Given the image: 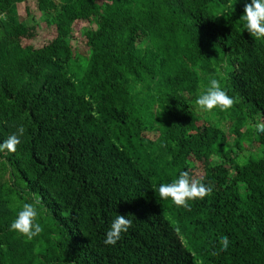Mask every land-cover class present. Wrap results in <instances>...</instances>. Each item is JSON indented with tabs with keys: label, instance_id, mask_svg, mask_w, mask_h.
I'll use <instances>...</instances> for the list:
<instances>
[{
	"label": "trees",
	"instance_id": "16d2710c",
	"mask_svg": "<svg viewBox=\"0 0 264 264\" xmlns=\"http://www.w3.org/2000/svg\"><path fill=\"white\" fill-rule=\"evenodd\" d=\"M29 1L0 0V141L25 129L0 152V264H264V133L250 126L264 122V39L243 29V0H36L54 32L41 46L18 19ZM209 77L236 103L201 120ZM243 142L258 148L244 160ZM180 171L211 194L160 199ZM16 201H38L31 240L9 230ZM117 214L132 224L105 245Z\"/></svg>",
	"mask_w": 264,
	"mask_h": 264
},
{
	"label": "clouds",
	"instance_id": "9594fccd",
	"mask_svg": "<svg viewBox=\"0 0 264 264\" xmlns=\"http://www.w3.org/2000/svg\"><path fill=\"white\" fill-rule=\"evenodd\" d=\"M243 14L240 16L242 27L250 36L256 40L264 39V0H243ZM236 103L234 97L227 94L226 90L217 78L209 77L208 82L195 95L194 105L196 110L211 113L213 110L228 111ZM256 133H264V122L257 121L250 125ZM23 126L17 128L16 132L10 134L6 139L0 141V152H15L20 144V137L24 134ZM159 198L170 200L177 207H188L189 202L203 199L210 195L213 187L210 184L196 178L188 171H180L174 180L168 183H160L156 189ZM36 203L16 201L13 205L14 218L9 224V230L31 240L38 236L42 227L38 222L39 211ZM132 224V220L125 215L117 214L104 234L103 243L115 246L121 239V234L126 233ZM221 250L229 246V238L220 236Z\"/></svg>",
	"mask_w": 264,
	"mask_h": 264
},
{
	"label": "rangeland",
	"instance_id": "374dc122",
	"mask_svg": "<svg viewBox=\"0 0 264 264\" xmlns=\"http://www.w3.org/2000/svg\"><path fill=\"white\" fill-rule=\"evenodd\" d=\"M17 15L18 19L23 22L25 25H36L39 24L40 27L37 28L36 36L34 37L32 43L35 46H41L43 44H46L48 41L51 40V38L54 36V32L51 29L45 28L43 25V15L37 10L36 8V0H31L27 4H19L17 5ZM85 27V25H82L81 23L76 24L74 26V37L73 41L71 43L72 51L74 54V61L79 64L78 61L85 60L87 58V47L83 44V42L78 38V35L82 28ZM199 118L206 119L210 118L209 113L205 114L204 112L197 111ZM224 129L227 131L228 124L224 122L223 124ZM234 139L230 138L229 143L233 144ZM242 151L239 153V156L242 160L250 157V155H255L257 153V147L253 143H246L243 142L242 145ZM196 175L200 174V169L196 167L195 169Z\"/></svg>",
	"mask_w": 264,
	"mask_h": 264
}]
</instances>
